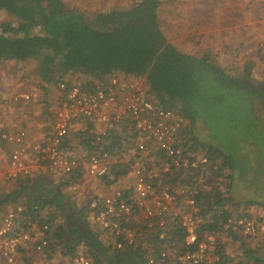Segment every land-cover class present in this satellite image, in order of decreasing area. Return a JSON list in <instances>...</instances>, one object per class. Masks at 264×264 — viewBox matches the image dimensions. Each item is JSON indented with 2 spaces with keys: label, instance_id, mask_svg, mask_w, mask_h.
I'll list each match as a JSON object with an SVG mask.
<instances>
[{
  "label": "trees",
  "instance_id": "trees-1",
  "mask_svg": "<svg viewBox=\"0 0 264 264\" xmlns=\"http://www.w3.org/2000/svg\"><path fill=\"white\" fill-rule=\"evenodd\" d=\"M177 1L131 0L109 11L86 14L65 0H0V16L4 17L0 19V63L38 62L41 80L56 86L60 95L62 85L67 90L78 86L95 92L115 77L143 80L153 102L186 120L179 146L207 159L197 169L174 171L164 178L173 186L198 191V215L203 219L197 231L199 241L214 235L223 264H264L257 253L260 247H253L261 236L251 238L225 230L229 218L258 219L250 208H264L259 201L240 200L236 193V183L247 174L264 182V141L253 134L259 129L264 138V82L254 77L252 64L242 71L235 67L232 71L236 73H230L212 54H188L171 41L162 26L161 11ZM223 103L230 125L226 136L210 128L220 127L217 113L206 114ZM242 105L253 114L252 122H244ZM76 124L81 128L73 129L62 143V151L81 164L73 174L60 179L44 172L0 186V225L8 212L20 208L17 229L37 239L47 236L43 256L25 254L27 264L36 259L41 264H60L80 255L99 264H148L150 256L163 250L185 252L186 233L177 223L170 239L160 241L158 231H145L135 215L124 223L139 235L136 246L116 248L114 238L95 223L88 201L81 202L68 190L70 185L82 184L85 163L96 151L93 141L98 124L88 119ZM239 124L245 127L236 133ZM231 127L242 140L241 147L233 146L235 151L228 142ZM202 131L206 137L201 138ZM3 133L0 129L1 148ZM102 142L112 158L107 174L97 178L102 186L119 184L135 165L154 160L159 166L165 163L163 152L140 149L141 143L152 146L153 141L139 134L131 117L110 127ZM128 188L126 194H132ZM234 247L237 253L231 251Z\"/></svg>",
  "mask_w": 264,
  "mask_h": 264
},
{
  "label": "built area",
  "instance_id": "built-area-1",
  "mask_svg": "<svg viewBox=\"0 0 264 264\" xmlns=\"http://www.w3.org/2000/svg\"><path fill=\"white\" fill-rule=\"evenodd\" d=\"M25 99L29 100L30 96H25ZM128 117L135 122L139 134L153 141L152 146L146 142L139 145L143 153L152 148L159 150L164 154L165 163L159 166L154 160L148 165H135L130 174L132 194H126L129 188L115 189L109 195L92 198L89 206L95 223L114 238L118 250L136 246L139 235L126 227L127 219L132 215L142 223L145 231L157 230L160 241L170 239L177 223L186 233L185 252L163 250L158 256H150L148 264H223L214 235H206L202 242L199 241L197 231L203 219L198 215V191L173 186L164 180L174 171L197 169L205 165L207 159L187 153L179 146L186 120L174 110L153 102L138 81L115 77L105 88L95 92L83 91L78 86L67 90L62 85L55 122L43 143L29 148L25 131L1 135V141L12 149L8 161L0 164V186L44 172L60 179L73 174L81 164L62 151V143L76 122L82 119L101 126L93 141L96 151L85 163V170L95 178L105 176L112 158L102 142L103 137L110 127ZM77 189L74 184L68 188L72 192ZM20 212V208L8 212L0 225V264H27L25 254L35 252L43 256V250L48 246L47 236L37 239L17 229L16 220ZM225 230L258 237L264 234V222L254 217H231L225 223ZM60 264L99 263L80 255Z\"/></svg>",
  "mask_w": 264,
  "mask_h": 264
},
{
  "label": "crops",
  "instance_id": "crops-1",
  "mask_svg": "<svg viewBox=\"0 0 264 264\" xmlns=\"http://www.w3.org/2000/svg\"><path fill=\"white\" fill-rule=\"evenodd\" d=\"M65 2L72 4V7H79L86 14H91L109 11L124 3V0H65ZM169 6L171 9L181 6L172 15L169 14L173 30L171 26L169 29L173 32L175 40L179 36L186 39L187 44L177 43L183 52L200 54L205 49L204 52L210 53L211 50H207L206 47L211 45L216 50L228 51L231 56L228 65L232 68L236 67L237 71H242L247 64H252L254 77L257 78L256 74L264 69V48H257L260 44L264 45V0H178ZM201 21L213 23L210 22L209 28H206L199 24ZM196 35H198L197 40L194 38ZM211 36L215 37L212 41L209 40ZM206 37L208 38L204 40ZM219 37L223 40L218 39L216 42ZM173 42L175 41L173 40ZM2 63L6 66H0V77H2L0 79V129L11 133L27 132V146L32 148L36 144L43 143L46 135L52 130L60 104L59 90L57 89L58 92H55L52 98L47 96L48 92L52 93V91H48L51 85L44 82L33 83L31 81L33 75L31 80L26 77L19 86H15V83L10 82L9 74L12 73V69L7 67V64L20 63L14 61ZM23 75L22 73L21 76ZM32 88L36 89L34 93H32ZM25 96H31V101L30 99L26 100ZM49 116L51 117L49 118ZM35 117H39V119ZM100 127L98 125V128ZM80 128L79 124H75V130ZM11 149L12 147L7 144L0 147V164L3 165L8 161ZM131 181L130 175L114 187L108 188L102 186L99 179L86 172L82 184L74 192H77L79 197L89 196L91 199L98 193L101 196H106L115 189H126L128 188L127 182ZM95 185L102 187L95 190ZM124 185L126 186L123 187Z\"/></svg>",
  "mask_w": 264,
  "mask_h": 264
},
{
  "label": "rangeland",
  "instance_id": "rangeland-1",
  "mask_svg": "<svg viewBox=\"0 0 264 264\" xmlns=\"http://www.w3.org/2000/svg\"><path fill=\"white\" fill-rule=\"evenodd\" d=\"M129 1H131V0H124V2H129ZM207 1H209V0H207ZM69 3V2H68ZM71 6H72V4H70ZM180 5V4H179ZM217 7L219 6V5H216ZM178 7H180L181 8V6H178ZM178 7H176V8H174V9H171V7L169 6V5H167L162 11H161V22H162V26H163V29H164V31L166 32V34H168V36H169V39L171 40V41H175L176 42V44L177 43H182L183 44V42L184 43H186L187 44V42H185L186 41V39L184 38V37H180L179 36V38H177L176 40L174 39V35H173V32H171L170 30L172 29L173 30V27L170 25V21H169V14L170 15H172L173 14V12L175 11V10H177V8ZM92 11V10H91ZM3 16H0V19L1 20H3ZM211 21H201V22H199V24H202L204 27H206V28H209V26H210V23ZM193 23V22H192ZM213 22H211V24H212ZM170 26H171V29H169L170 28ZM211 30H213V28H211ZM210 30V31H211ZM210 34V33H209ZM197 36L198 35H196V36H194V38H196V40H197ZM214 36V35H213ZM213 36H211L210 38H209V40L210 41H212V40H214L215 39V37H213ZM208 37H206V38H204V40L205 39H207ZM218 39L220 40V39H222L223 40V38H221V37H219V38H217L216 39V42H218ZM188 40V39H187ZM189 41V40H188ZM213 43V42H212ZM179 45V44H178ZM184 45V44H183ZM261 46V47H260ZM260 46H258L257 48H264V45L262 46L261 44H260ZM207 50H211V52H210V54H212V52H213V56H214V58L216 59V60H219V63H221V65L224 67V68H226V70H228L230 73H236V72H233L232 71V67H230V65H228V62H229V60H231V56H230V53L228 52V51H220V50H216V49H214V47H211V45L209 46V45H207ZM205 50V49H204ZM204 50L202 51V53H200V54H197V55H201V54H203V53H205L204 52ZM217 52V53H216ZM262 59V58H261ZM11 64H13V63H10V64H7V67H9V68H11L12 70V73H10L9 74V76H10V82H12V83H15V86H19L20 85V83L26 78V77H29V80H31V76L33 75V77H32V82L33 83H36V84H38V83H40V82H43V81H41V78H40V76H39V68H38V62H36V61H34V60H32V61H29V62H27V63H25V64H17V63H14V65H11ZM6 66V64H4V63H0V66ZM24 74L23 76H21V74ZM257 75V79L258 80H260L261 82H264V69L262 70L261 69V72L260 73H257L256 74ZM0 79H2V77H0ZM7 79H8V77H7ZM40 80V81H39ZM39 81V82H38ZM8 82V81H7ZM138 82L140 83V85L142 86V88H143V90H146L145 89V87H144V81L143 80H138ZM1 83H4L3 81H1ZM9 83V82H8ZM38 87H39V85L38 86H36V88L38 89ZM50 88L48 89V91H52V93L51 92H48L47 93V96H51V98H52V96H54L55 95V92H58L57 91V87L56 86H53V85H51V86H49ZM35 88H32V93H34L35 92ZM224 92H226L225 90H223ZM231 92H229V94H230ZM228 94V95H229ZM235 94V93H234ZM36 95V94H35ZM227 95V96H228ZM8 96V95H7ZM16 96V95H15ZM17 96H19V95H17ZM33 97V100H35V98H34V96H32ZM31 96H30V101H31ZM29 101V102H30ZM52 103V102H51ZM243 107H244V110H243V113H244V115H245V120H244V122L245 123H247L249 120L252 122V120H253V114L251 113V115H250V113H248L247 112V110H248V108H247V105H242ZM226 107H227V105L226 104H222L219 108H217V109H214V110H211V111H208L206 114L207 115H210L211 113L212 114H215V113H217V114H215V115H217L218 117H219V122H220V127L218 128V127H214V126H212V125H210V128L212 129V130H216V131H221L220 133L222 134V135H224V136H226L225 135V132H227L228 130H230V125H228V119L226 118ZM261 115L263 116V119H264V114H263V111L261 110ZM222 116H221V115ZM51 116H49V118H50ZM35 118H37V119H39V117H35ZM48 118V119H49ZM50 120V119H49ZM53 121H54V119L52 120V123H53ZM55 122V121H54ZM21 124V123H20ZM243 127H245V125L244 124H239L238 126H237V131H236V133L241 129V128H243ZM254 125L251 127V129L252 130H254ZM231 132H229V136H230V134H232L231 136L232 137H230L229 138V140H228V142L230 143V144H232V149H234L233 148V146H235L236 147V149L241 145L240 143L242 142V140L240 139V137L238 136V138H237V134H235V132H234V130H233V128L231 127ZM225 131V132H224ZM253 134H254V136H255V138L259 141V142H261V141H264V138H263V134H262V132H261V130H256V131H253ZM200 136H201V138H203V137H206L205 136V133L202 131V132H200V134H199ZM223 139L225 138V137H222ZM237 139V140H236ZM236 141H237V143H236ZM263 145H264V143H263ZM241 147V146H240ZM234 151H235V149H234ZM245 173H243L242 174V178H244V177H246L245 175H244ZM248 175V177H246L243 181H240V182H237L236 183V193H237V195L239 196V199L240 200H256V201H259V202H261L262 204H264V182H263V180L262 179H257L256 178V176L253 178L252 176H251V174H247ZM98 184V183H97ZM131 184H132V181L131 182H127V186L129 187V186H131ZM126 185H124L123 187H125ZM95 186H97V187H95ZM94 186V189L95 190H97L98 189V187H102V186H100V185H95ZM122 187V188H123ZM99 191H101V190H99ZM74 192V191H73ZM73 194H75L76 196H80L77 192H74ZM99 197V196H101L99 193L97 194V195H95L94 197ZM103 196V195H102ZM93 197V198H94ZM78 198V197H77ZM86 198V199H85ZM85 198H82V197H80V201L82 202L84 199H85V201H88V203L90 202V200L92 199H89V196L88 197H85ZM89 199V200H88ZM250 211L255 215V216H258V219L260 220V219H262L261 221H263L264 222V208H262L261 206H252L251 208H250ZM7 215V214H6ZM4 218V217H3ZM257 219V218H256ZM259 242L257 243V244H254V248L255 247H260L259 249L257 248V253L259 254V256L264 260V234H263V236H261L260 238H259ZM231 251L232 252H235V253H237L236 251H237V247H234L233 249H231ZM239 254V253H238ZM37 260V259H36ZM36 260H34L33 261V263L32 264H41V261L40 262H38V261H36Z\"/></svg>",
  "mask_w": 264,
  "mask_h": 264
}]
</instances>
